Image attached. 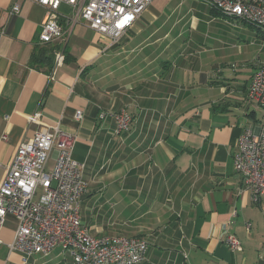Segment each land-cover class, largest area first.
Here are the masks:
<instances>
[{
    "label": "crops",
    "instance_id": "obj_1",
    "mask_svg": "<svg viewBox=\"0 0 264 264\" xmlns=\"http://www.w3.org/2000/svg\"><path fill=\"white\" fill-rule=\"evenodd\" d=\"M16 2L20 13L10 16ZM60 10L69 34L51 43L64 53L56 67V56L33 62L46 9L0 0V187L19 145L60 124L77 139L73 157L87 184L80 218L93 237L144 239L141 264H264V200L253 202L233 161L244 130L264 120L247 102L264 62L234 69L220 43L202 36L219 14L199 0H154L116 43L71 22L75 8ZM122 110L132 115L128 131L100 118ZM17 228L7 216L0 264H23V254L8 248ZM225 233L241 241L242 253L223 242ZM26 264L73 260L58 247Z\"/></svg>",
    "mask_w": 264,
    "mask_h": 264
},
{
    "label": "built area",
    "instance_id": "obj_2",
    "mask_svg": "<svg viewBox=\"0 0 264 264\" xmlns=\"http://www.w3.org/2000/svg\"><path fill=\"white\" fill-rule=\"evenodd\" d=\"M46 9L40 42L43 45L64 43L69 31L61 25V6L77 10L75 22H83L116 43L131 29L154 0H31ZM220 15L256 27L264 33V0H199ZM20 3L9 10L10 16L20 13ZM64 62L58 52L56 67ZM247 102L264 114V64L252 77ZM39 114L31 118L36 123ZM115 119L118 133L128 131L132 115L127 110L102 113L100 118ZM76 120L83 118L77 111ZM6 137H4V140ZM74 135L61 125L44 126L35 136L22 142L10 163L0 187V234L7 216L17 219L11 252H21L23 264L36 255L49 256L56 248L69 254L73 264H141L148 243L141 238L93 237L80 218V203L87 193L84 165L73 157ZM59 149L53 170H47L53 149ZM234 167L245 190L256 204L264 200V120L244 130L233 154ZM223 242L232 252L242 253L241 241L225 233ZM1 243V239H0Z\"/></svg>",
    "mask_w": 264,
    "mask_h": 264
},
{
    "label": "rangeland",
    "instance_id": "obj_3",
    "mask_svg": "<svg viewBox=\"0 0 264 264\" xmlns=\"http://www.w3.org/2000/svg\"><path fill=\"white\" fill-rule=\"evenodd\" d=\"M212 11L214 10L212 9ZM217 18L215 24L200 28V30L202 36L208 34L211 36L207 39L209 44L220 43L223 48L222 55L234 69L238 70L247 64L257 66L264 62L263 32L249 24L241 21V23H237L236 19H229L220 14Z\"/></svg>",
    "mask_w": 264,
    "mask_h": 264
},
{
    "label": "trees",
    "instance_id": "obj_4",
    "mask_svg": "<svg viewBox=\"0 0 264 264\" xmlns=\"http://www.w3.org/2000/svg\"><path fill=\"white\" fill-rule=\"evenodd\" d=\"M52 46L51 44L43 45L41 49H39V52L35 55L33 62L40 63L50 60L51 58H55V54L58 51V47Z\"/></svg>",
    "mask_w": 264,
    "mask_h": 264
}]
</instances>
